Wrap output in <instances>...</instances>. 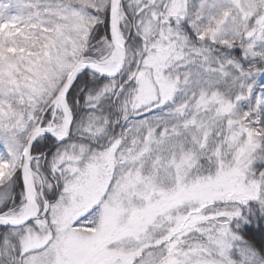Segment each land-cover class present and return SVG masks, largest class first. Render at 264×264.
Instances as JSON below:
<instances>
[{
  "label": "snow or ice",
  "instance_id": "1",
  "mask_svg": "<svg viewBox=\"0 0 264 264\" xmlns=\"http://www.w3.org/2000/svg\"><path fill=\"white\" fill-rule=\"evenodd\" d=\"M0 264H264V0H0Z\"/></svg>",
  "mask_w": 264,
  "mask_h": 264
}]
</instances>
